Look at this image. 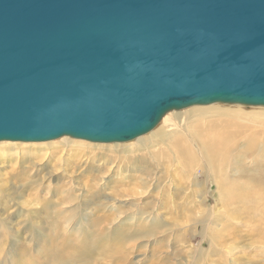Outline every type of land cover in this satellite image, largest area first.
Returning <instances> with one entry per match:
<instances>
[{"label":"water","instance_id":"water-1","mask_svg":"<svg viewBox=\"0 0 264 264\" xmlns=\"http://www.w3.org/2000/svg\"><path fill=\"white\" fill-rule=\"evenodd\" d=\"M264 107V0H0V142H129Z\"/></svg>","mask_w":264,"mask_h":264},{"label":"rangeland","instance_id":"rangeland-1","mask_svg":"<svg viewBox=\"0 0 264 264\" xmlns=\"http://www.w3.org/2000/svg\"><path fill=\"white\" fill-rule=\"evenodd\" d=\"M246 107L264 109L263 106ZM263 117V115L261 117L260 115L253 116V119L251 117V124L254 126L249 125V127H264ZM60 139L48 142H0V144H9L0 145V231L4 226H7L13 233L12 236L6 237V240L0 242V264H60V261H63L62 258L69 259L72 264H115L119 259L111 257L112 253H108L107 250L112 248L123 231L138 227V223L132 224L127 221V215L135 212L137 208L140 213L135 216V219H139V216L141 218L143 216L141 214L145 213L152 221L156 218L158 220L155 224L151 222L152 226L150 225L144 230L160 227V231L155 238L147 237V240L145 237L138 240L139 244L135 245V251L123 249V253L130 252L132 263L151 264L152 255L157 250V260L159 257L165 258L167 261L165 264H230V262H232L231 264H264V248L255 243V241H260L264 245V222H262L264 216L261 218V211L257 216L253 212L260 206L259 195L248 196L243 206L231 204L229 207L223 208L220 205L217 209L219 211L216 210L217 217H214L212 226L218 236L227 233L223 235L225 238L223 246L220 249H216V246L210 248V239L206 237L202 241L203 249L201 250L199 249L200 239L198 240L200 235L191 238L190 230L183 228L188 227L187 225L191 223L190 217L196 213V211L192 212L196 199L193 196L191 199H186L192 190L186 184L184 185L185 182L182 178L184 176L186 182L195 180L197 176L201 178L197 169L190 170L181 165L179 171L181 170L184 175L181 171L180 173L173 171V175L164 172L163 183L166 184L169 194L157 195L154 188H151V196L148 195L149 197L140 199L136 197L137 199L132 201L128 198H131V193L133 196L135 195L132 192L133 189L115 190L117 184L114 179L106 190L99 191V187L97 191L95 190L97 186L94 184V178L98 174L96 169L108 159L105 150L77 146L70 149L55 144L41 146L43 143L57 142ZM135 140L119 144H129ZM81 141L105 145L118 143ZM140 151L130 152L133 153L135 160L140 156L147 157L146 149ZM110 155L112 157L108 160L116 157L115 154ZM90 158H92L89 163L93 167L92 173H89L90 171L87 169ZM130 158L134 160L132 156ZM118 159V157L114 158L115 162L124 164L121 159ZM80 160L82 166L78 167L79 170L75 163ZM235 172L236 169L233 170V173L230 172L232 181L237 179ZM211 190L213 192L209 203L214 205L218 199L217 187L214 186ZM64 191H67V194ZM137 191L135 192L137 193ZM139 195V197L143 196L140 192ZM111 197L121 201V203L118 202V210L108 207ZM254 197L255 202L252 204ZM60 203L62 205H59ZM103 204L106 205L105 222L108 219L104 224H102V220L100 221L101 212L99 211H104ZM251 207L255 208L252 210ZM248 208L252 211H248ZM152 210L154 211L152 212ZM73 212L74 214H72ZM69 215L74 220L71 224L64 220ZM231 215L233 216L231 217ZM113 216L125 217L121 219V224H116L114 221L112 222ZM159 221L161 222L158 223ZM216 221L218 224L215 227ZM222 223L224 224L222 225ZM202 229L203 227L200 226L199 230ZM252 238L254 239L252 240ZM98 242L102 245L101 247L99 244L97 246ZM107 246H109L108 249ZM223 247L225 248L223 249ZM189 249L192 251L190 252ZM231 249L233 250L231 251ZM220 250L223 253H217ZM208 251H213L214 254ZM104 252L106 253L104 254ZM102 253L103 255H101ZM223 254L227 255L223 256ZM228 254L229 257H227ZM226 259L228 261H225Z\"/></svg>","mask_w":264,"mask_h":264},{"label":"bare ground","instance_id":"bare-ground-1","mask_svg":"<svg viewBox=\"0 0 264 264\" xmlns=\"http://www.w3.org/2000/svg\"><path fill=\"white\" fill-rule=\"evenodd\" d=\"M256 115H260V117L262 115L264 116V109L256 107L249 108L245 105L242 106L239 104L226 105L222 103H215L204 106L195 105L182 110H173L169 112L166 116L163 117L160 124L154 130L147 133L145 136L138 137L134 142L129 144H92L85 141L64 137L57 142L43 143L41 144V146L55 144L63 145L70 149H73V147L77 146L105 150L108 159L112 157L110 154H115L116 157L124 162V164L117 163V161L115 162L114 158L116 157H113L111 160L107 159L108 161L105 160L102 164H100L96 169V172H98V174L94 178V184L97 186L95 190L97 191L98 187L100 188L99 191L106 190L111 181L114 179L116 180L117 184L115 190L124 188L133 189L132 192H134L135 195L133 196V194L131 193V198L128 196V199H131L132 201L136 200L137 198H146L148 195L151 196V188H154L155 194L157 195L165 196L166 194H169L168 189L166 188V184L163 183L164 172L167 174L171 173L172 175L173 171H177L178 173H180L181 170L179 171V169H181V165L190 170L197 169L199 171V174L201 175V178L197 176L195 180H192L190 182H186L184 176L182 178V180L185 182L184 185L186 184L187 187L189 186L188 188H191L192 190V192L189 194L190 196L187 195L186 199H191V196L195 197L196 199L192 208V212L196 211V213L192 217H190L189 215L191 223L187 225L188 227L183 228L190 230L189 232L191 233V238H195V236L200 235V237L198 238V240L200 239L199 249H203L201 245L202 241L206 237L210 239V248L216 246V249H220L222 248L225 240L223 235H226L227 233L218 236L215 234L214 228L212 226V223L215 220L214 217H217L215 213L219 211L217 209L220 205L223 208H227L231 204H240L243 206L248 196L259 195V208L256 211L253 210L255 207H251V209L256 216L260 211L262 212L261 218L264 216V127H249V125H252L251 117L253 119V116ZM0 145L9 144L1 143ZM141 149H146L147 157L144 158L139 155L140 157L135 160L133 153L131 154L130 152H135L138 150L140 151ZM130 156H132L134 160L131 159ZM91 160L92 158H90V161L87 164V169L90 171L89 173H92L91 171L93 170V167L89 164ZM162 161L164 162L162 163ZM81 163V160L76 162V168L81 167ZM17 164L18 163L16 162V165ZM234 169H236V172L234 174L237 176V179L232 181L230 172L233 173ZM208 178L209 182L207 183ZM214 186L217 187L218 199L214 202L215 204L212 205L209 202L211 200V195L213 192V190L211 189L214 188ZM135 191H137V193ZM64 192L67 194V191ZM139 192L143 195L142 197H139ZM109 200L110 203L108 207L112 210H118V202L121 203V201L113 197H111V199ZM254 202L255 197L252 199V204H254ZM61 203L59 205H62ZM103 208L104 211L99 210L101 212L100 221H103L102 224L107 223L108 220L107 219L105 222V204H103ZM135 208H137L136 205ZM251 209L248 208V211H252ZM153 211L154 210H152V212ZM138 213L140 212L137 208L135 212L127 215V221L132 222V224L138 223V227L129 231H123L122 235L118 236L120 238L116 240L111 249H108L109 246H107V252L113 254H111V257L119 259L118 261L116 260L117 262L115 264H138L137 262L132 263V260L130 259V252L123 253V249L134 250L135 245L139 244L138 240H142L145 237L146 239L147 237L155 238L158 231H160V227L158 226V228L144 230V228H147L151 225V222L155 224L158 220L156 218L154 221H152L148 215H145V213L141 214L143 215L141 218L139 216V219H135V216ZM72 214H74V212ZM232 216L233 215H231V217ZM124 217L119 216L117 218L116 216H113L112 222L114 221L116 224H121V219H124ZM64 220L68 224L74 222L70 215L69 217L67 216ZM160 222L161 221H159L158 223ZM221 222L223 221L221 220ZM224 223H222V225ZM216 224H218L217 221L214 225L215 227L217 226ZM105 226L107 225L105 224ZM200 226L203 227L201 231L199 230ZM1 230L0 242H2L6 237L12 236L13 234L12 231L10 232L7 226H4ZM253 239L254 238H252V240ZM255 243L261 245V247L264 248L263 242L255 241ZM98 244L100 245V242L97 243V246ZM101 246L102 245H100L99 247ZM224 248L225 247H223V249ZM222 250L217 253L222 252ZM232 250L233 249H231V251ZM191 251L192 250H190V252ZM181 252L183 253V251ZM105 253L106 252H104V254ZM101 255H103V253ZM205 255L207 256V254ZM224 255L225 254H223V256ZM157 256L158 251L156 250L152 255L151 264L167 263L165 258L159 257L157 260ZM227 257H229V254ZM62 259L63 261H60V264H72L69 259ZM110 259L111 258H109V260ZM225 261L228 260L226 259ZM231 263L232 262H230V264Z\"/></svg>","mask_w":264,"mask_h":264}]
</instances>
